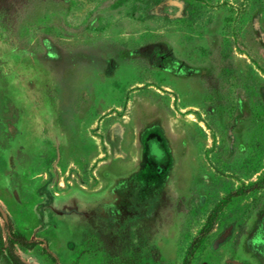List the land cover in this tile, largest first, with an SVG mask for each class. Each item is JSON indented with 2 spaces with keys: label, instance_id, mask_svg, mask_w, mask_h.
<instances>
[{
  "label": "rangeland",
  "instance_id": "374dc122",
  "mask_svg": "<svg viewBox=\"0 0 264 264\" xmlns=\"http://www.w3.org/2000/svg\"><path fill=\"white\" fill-rule=\"evenodd\" d=\"M0 206L26 264H264V0H0Z\"/></svg>",
  "mask_w": 264,
  "mask_h": 264
},
{
  "label": "trees",
  "instance_id": "16d2710c",
  "mask_svg": "<svg viewBox=\"0 0 264 264\" xmlns=\"http://www.w3.org/2000/svg\"><path fill=\"white\" fill-rule=\"evenodd\" d=\"M6 224L8 229V238H9L8 245L6 247L8 256L13 264H26L22 260L20 255L16 253L15 244H21L27 246L31 244L42 243L43 241L40 239H28L25 235L19 232L14 221L10 218L8 221H6ZM46 250L57 261V257L53 253H51L47 247Z\"/></svg>",
  "mask_w": 264,
  "mask_h": 264
},
{
  "label": "water",
  "instance_id": "95a60500",
  "mask_svg": "<svg viewBox=\"0 0 264 264\" xmlns=\"http://www.w3.org/2000/svg\"><path fill=\"white\" fill-rule=\"evenodd\" d=\"M0 212L3 215L5 221H8L9 220V216H8V214L5 212V210L1 206H0Z\"/></svg>",
  "mask_w": 264,
  "mask_h": 264
}]
</instances>
